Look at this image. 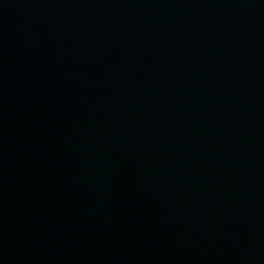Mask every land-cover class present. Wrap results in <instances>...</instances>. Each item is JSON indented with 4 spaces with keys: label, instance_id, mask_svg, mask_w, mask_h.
<instances>
[{
    "label": "water",
    "instance_id": "water-1",
    "mask_svg": "<svg viewBox=\"0 0 264 264\" xmlns=\"http://www.w3.org/2000/svg\"><path fill=\"white\" fill-rule=\"evenodd\" d=\"M0 264H264V0H0Z\"/></svg>",
    "mask_w": 264,
    "mask_h": 264
}]
</instances>
